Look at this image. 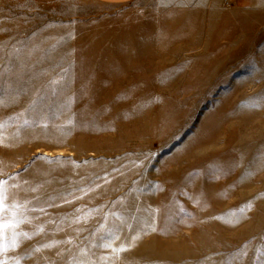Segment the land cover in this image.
<instances>
[{
    "label": "rangeland",
    "instance_id": "1",
    "mask_svg": "<svg viewBox=\"0 0 264 264\" xmlns=\"http://www.w3.org/2000/svg\"><path fill=\"white\" fill-rule=\"evenodd\" d=\"M0 181L7 264H264V0H0Z\"/></svg>",
    "mask_w": 264,
    "mask_h": 264
},
{
    "label": "snow or ice",
    "instance_id": "2",
    "mask_svg": "<svg viewBox=\"0 0 264 264\" xmlns=\"http://www.w3.org/2000/svg\"><path fill=\"white\" fill-rule=\"evenodd\" d=\"M55 83V81L53 82ZM4 181H0V209L3 208V201L5 199V192H4ZM5 227L4 225H0V228ZM127 249H114V251H126ZM0 264H7V261L0 259Z\"/></svg>",
    "mask_w": 264,
    "mask_h": 264
},
{
    "label": "crops",
    "instance_id": "3",
    "mask_svg": "<svg viewBox=\"0 0 264 264\" xmlns=\"http://www.w3.org/2000/svg\"><path fill=\"white\" fill-rule=\"evenodd\" d=\"M101 5H120V4H126L129 2H133L135 0H93Z\"/></svg>",
    "mask_w": 264,
    "mask_h": 264
}]
</instances>
